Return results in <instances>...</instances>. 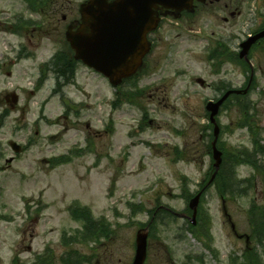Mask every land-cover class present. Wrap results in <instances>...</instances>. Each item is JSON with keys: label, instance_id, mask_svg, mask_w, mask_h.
Listing matches in <instances>:
<instances>
[{"label": "rangeland", "instance_id": "374dc122", "mask_svg": "<svg viewBox=\"0 0 264 264\" xmlns=\"http://www.w3.org/2000/svg\"><path fill=\"white\" fill-rule=\"evenodd\" d=\"M22 2L14 0L9 11L0 4L1 18L24 12L31 23L27 29L21 22V34L16 35L5 29L12 21H0V264H12L16 257L32 264L47 248L51 264H61L67 251H77L89 264H132L136 233L152 219L151 212L160 206L182 213L188 205L183 188L195 195L207 177L211 156L202 132L208 122L205 103L214 97L217 79L208 60L215 22L182 21L176 26L166 21L140 82L143 86H123L114 106L116 89L82 64L74 82L56 95L51 73H46L41 90L34 88L40 66L43 69L54 53L66 51L65 31L72 15L64 12V21L63 14L51 16V9L45 8L41 18L27 12ZM76 9L73 6L74 13ZM23 51L30 58H22ZM259 74L254 91L229 103L216 117L223 127L220 145L226 160L239 152L249 155L253 140L264 145V67ZM197 78L211 87L201 86ZM244 79L239 71L234 76L238 87ZM12 93L19 95L14 108L6 101ZM61 98L71 107L65 118ZM11 141L26 150L8 165L15 155ZM175 147L182 153L179 163L173 162ZM74 148L82 152L69 164L49 167L50 157ZM258 161L260 174L249 166L226 163L227 174L235 175L239 191H245L243 197L236 192L226 198L238 234H251V204L264 206V156ZM246 180L251 182L243 183ZM72 207L89 209L94 220L103 219L100 224L109 229L108 238L95 243L73 239L85 228L71 217ZM201 207L211 222V240L192 233L187 220L160 213L153 218L145 264L242 261L245 241L233 235L224 217L216 181L206 190ZM64 232L72 241L68 246L61 243ZM250 246L264 264V242L257 245L252 238Z\"/></svg>", "mask_w": 264, "mask_h": 264}, {"label": "water", "instance_id": "95a60500", "mask_svg": "<svg viewBox=\"0 0 264 264\" xmlns=\"http://www.w3.org/2000/svg\"><path fill=\"white\" fill-rule=\"evenodd\" d=\"M186 0H116L108 4L104 0H92L81 7L82 20L77 29L68 27L65 37L74 52V59L82 62L87 67L102 74L114 87L120 85L124 79L136 74L141 68L143 58L149 52L150 44L147 39L149 31L154 29L158 17L154 9L158 6L182 10L188 8ZM264 37V31L246 44L249 48L252 43ZM201 84L203 81L199 80ZM244 93L247 90L243 91ZM242 93V91H239ZM14 103L16 97H14ZM225 97L217 103H209L207 111L211 112L210 119L215 125V139L212 142L213 157L215 160V176L222 163V153L217 149L219 129L215 116ZM12 149L20 151V147L11 143ZM203 192L197 194L189 203L193 211L191 220L196 224L198 207ZM224 214L231 223L232 230L236 227L228 215L223 202ZM148 227L139 230L136 234V252L133 264H144L147 258ZM244 236H239L243 238ZM246 246L249 248L250 238L245 236Z\"/></svg>", "mask_w": 264, "mask_h": 264}, {"label": "flooded vegetation", "instance_id": "af4514ba", "mask_svg": "<svg viewBox=\"0 0 264 264\" xmlns=\"http://www.w3.org/2000/svg\"><path fill=\"white\" fill-rule=\"evenodd\" d=\"M21 1H23V5H26L25 10L30 12L29 2H27V0ZM90 1L92 0H43L45 5L55 7L54 13L49 12V15L56 16L61 13L63 14L62 18L64 21L67 19V15H72L70 22L73 24L75 23L74 25H77L81 20V7ZM104 1L111 4L116 0ZM185 2L188 8L182 10L169 9L161 5L154 9L159 17L160 24L155 30L148 34V38L152 43V49L144 59V64L135 84L140 85V82L143 81V77L149 71V58L156 47V38L159 36L166 21L175 22L177 26L179 25L178 22L182 21L195 22L202 19H209V21L215 22V31L213 32L215 41L213 53L211 52V57L213 58L211 59L215 65L217 83L213 90V100L218 101L229 93L226 103L224 104V107L227 108L229 103L238 101L243 97L233 92L234 90L240 89V87L235 84V74L239 71L241 74L245 75L241 88H243V86L247 87L251 80L250 91H254L257 85L256 81L260 75L259 71L264 67V38L256 40L251 45L247 56H242L244 44L250 38H254L257 34L264 31V0H186ZM13 3L14 0H0L1 6L5 10L7 9V11L10 10L8 6L13 7ZM41 4L42 2L36 3V9L38 11L36 10L35 13L42 18ZM73 6H78L75 13ZM64 12L67 15L64 14ZM3 14V11H1L0 21H27L24 12L13 13L10 17L1 18ZM5 29L9 31L13 29V27H7ZM177 35L180 34L178 33ZM40 69H42V66ZM8 73L10 74V71ZM206 87L210 88L211 85L207 84ZM10 100V95H7L6 101L8 102ZM16 159L15 157L14 161Z\"/></svg>", "mask_w": 264, "mask_h": 264}, {"label": "trees", "instance_id": "16d2710c", "mask_svg": "<svg viewBox=\"0 0 264 264\" xmlns=\"http://www.w3.org/2000/svg\"><path fill=\"white\" fill-rule=\"evenodd\" d=\"M47 6V5H46ZM45 4L42 2V10L45 11L46 8ZM52 8V7H51ZM76 70H77V63L73 60L72 53L69 50L62 51L59 54L55 55L53 59L46 65V70L42 71V79L38 81L36 89L38 90L41 88L46 81V73L52 72L56 78H57V84L55 89L53 90V93L56 94L58 91L63 87L64 85L70 84L75 80L76 76ZM47 71V72H46ZM253 135L256 137V132H253ZM253 145L255 152L261 150V146L259 145L257 140H253ZM208 151H210V148H208ZM233 158V157H232ZM256 157L253 159L247 158L244 160L239 161L236 165H240L242 163L249 165L251 168H254L258 174H260L263 170L260 168V166L257 164V161L255 160ZM234 160V158H233ZM67 162L66 158L61 159V163ZM226 163L223 165V169L216 180V188L217 192L220 196H224L227 198V195L239 194L241 197H243V193L245 191H239L238 189V182L235 181L233 177L235 175L227 174L226 172ZM234 166V165H233ZM213 173V168H211V174ZM225 175V176H224ZM251 180L243 181V183H250ZM191 197V194L184 193V198L187 200ZM155 213V210L153 212ZM162 214H168L167 212L160 211L156 214V216ZM152 215V216H153ZM169 215V214H168ZM76 218L79 220H82L85 224V233H80L77 237L73 238L76 241L78 240L81 242L82 240L87 242H98L101 238H108L109 232L107 229V226L104 224H99L97 222H94L92 219H90L88 212L87 213H79L78 216L76 215ZM248 219L251 225V234L252 238L256 241V244L263 245L264 242V206L257 204L253 202L250 206V209L248 210ZM153 230L155 226H152ZM211 228V222L207 217H204L203 209L200 208L199 216H198V225L197 226H189V230L197 235H201L209 240H211V235L209 233V230ZM197 231L198 233H196ZM44 258L40 257L38 259L37 264H51L49 262V259L43 260ZM242 261L238 264H262L259 260L258 255L256 252L253 251H246L242 257ZM86 259H83L77 251L73 252L70 251L67 253V256L62 258L61 264H83V263H89V261H85ZM49 261V262H48Z\"/></svg>", "mask_w": 264, "mask_h": 264}]
</instances>
